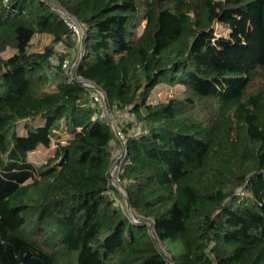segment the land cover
<instances>
[{
	"label": "trees",
	"instance_id": "1",
	"mask_svg": "<svg viewBox=\"0 0 264 264\" xmlns=\"http://www.w3.org/2000/svg\"><path fill=\"white\" fill-rule=\"evenodd\" d=\"M53 3L85 27L76 78L143 122L116 171L132 213L116 132L52 61L77 42ZM40 33L52 43L31 50ZM0 264H264V0H0Z\"/></svg>",
	"mask_w": 264,
	"mask_h": 264
},
{
	"label": "rangeland",
	"instance_id": "2",
	"mask_svg": "<svg viewBox=\"0 0 264 264\" xmlns=\"http://www.w3.org/2000/svg\"><path fill=\"white\" fill-rule=\"evenodd\" d=\"M143 17L144 15L143 13H141L139 17V20H140L139 26L137 28V32L139 34L142 32L143 27L146 24V20L143 19ZM219 28L222 29V26H219ZM51 43H52L51 35L47 33H42V34L40 33V34H37L33 38L30 49L42 51L47 45ZM80 48H81V40H79V38H77L75 47L71 49V52L65 43L59 42L55 45V49H56L55 57L56 58H59L62 54L63 55L66 54L67 55L66 57L71 60L70 68L73 70V77H76V65L75 64H76L77 58L79 57ZM14 52L15 50L12 47H9L6 51L2 53V55L4 57H10ZM87 87L91 90V97L95 98L96 101L98 102L101 115L110 117V120L114 126V129H116L119 132L117 134V138L113 141V146H114L113 154H114L115 160L117 158H120L121 160L123 155L121 153L122 148L121 147H120L121 149L119 148L120 146L119 139H121L124 143V133L123 132H125V128L129 129L131 132H136V131H139L143 127V122L138 120L136 116L133 113H131L129 110L112 109L109 101L107 104L105 103V96L100 90H98L94 86H87ZM184 92H185V88L182 85H177L174 87L165 86V88L162 91L160 90L158 91V88L154 89L151 98L153 100H157L160 97L159 95H161V97L166 96V95L172 96V97L174 96L184 97L185 96ZM188 114L191 117L202 120V119H207L213 114H215V110H214V107L210 105V103H208V105L204 103H196L191 106V108L188 111ZM127 123H131L132 127H130V125H128ZM23 132H24V128L20 126V133H23ZM50 152H51V148L43 144L37 150L33 151L30 154V158L36 163L40 164L46 160V157L48 156ZM113 177L116 179L117 185L121 186V184L118 181L116 172L113 173ZM117 202L121 204L125 209L128 210L127 201L122 192H120V195L117 197ZM163 250H165L164 247H163Z\"/></svg>",
	"mask_w": 264,
	"mask_h": 264
},
{
	"label": "water",
	"instance_id": "3",
	"mask_svg": "<svg viewBox=\"0 0 264 264\" xmlns=\"http://www.w3.org/2000/svg\"><path fill=\"white\" fill-rule=\"evenodd\" d=\"M54 5H55V7L57 8V9H59L67 18H69V19H71V20H73L75 23H77L79 26H81V28H82V38H81V48H80V53H79V57L77 58V61H76V66L78 65V63L80 62V59H81V57H82V51H83V49H84V47H85V43H86V36H85V27H84V25L75 17V16H73V15H71L69 12H67L64 8H62L60 5H58V4H56V3H53ZM74 68V67H73ZM72 80L74 81V82H76V83H78V84H82V85H85V86H91L90 85V83L92 84V86H94V87H96L98 90H100L103 94H104V96H105V103L107 104L108 103V97H107V94L105 93V91L100 87V86H98L97 84H95L94 82H92V81H89V80H81V79H77L76 77H72ZM108 120H109V122L111 123V125H112V127H113V130L115 131V129H114V126H113V124H112V122H111V120H110V117H108ZM119 142H120V146H121V148H122V150L123 149H125L124 148V143H123V141L121 140V139H119ZM119 161H120V158H117L116 160H115V162L113 163V165H112V168H111V172H110V175H111V178H112V182H113V184L118 188V190L120 191V192H122L123 194H124V196H125V198H126V201H127V205H128V210H129V212H131L132 213V206H131V203H130V199H129V197H128V194H127V192H126V190L123 188V187H121V186H119V185H117V182H116V179L113 177V173H115L116 171H117V168H118V166H119ZM149 224H151L149 221H147ZM152 226V225H151ZM152 232H153V235H154V237H155V239H156V241H157V243H158V245L163 249V247H162V244H161V241H160V239H159V237H158V234H157V232L155 231V229H154V227L152 226ZM169 259L170 260H172V258L171 257H169Z\"/></svg>",
	"mask_w": 264,
	"mask_h": 264
},
{
	"label": "built area",
	"instance_id": "4",
	"mask_svg": "<svg viewBox=\"0 0 264 264\" xmlns=\"http://www.w3.org/2000/svg\"><path fill=\"white\" fill-rule=\"evenodd\" d=\"M69 24L73 27L74 29V35L79 38V40H81L82 38V28L81 26H79L77 23H75L73 20H70L69 21ZM52 61L53 62H58L57 58L56 57H52ZM70 62L71 60L69 58H66L64 59V61L62 62V65L63 67L66 69V72L69 74L70 78L72 79L73 77V70L70 68ZM92 86V85H91ZM93 106L96 105V102L92 101L91 103ZM115 132H116V136L117 134L119 133L116 129H115Z\"/></svg>",
	"mask_w": 264,
	"mask_h": 264
},
{
	"label": "bare ground",
	"instance_id": "5",
	"mask_svg": "<svg viewBox=\"0 0 264 264\" xmlns=\"http://www.w3.org/2000/svg\"><path fill=\"white\" fill-rule=\"evenodd\" d=\"M90 85H92V84L90 83Z\"/></svg>",
	"mask_w": 264,
	"mask_h": 264
},
{
	"label": "crops",
	"instance_id": "6",
	"mask_svg": "<svg viewBox=\"0 0 264 264\" xmlns=\"http://www.w3.org/2000/svg\"><path fill=\"white\" fill-rule=\"evenodd\" d=\"M121 147V146H120Z\"/></svg>",
	"mask_w": 264,
	"mask_h": 264
}]
</instances>
